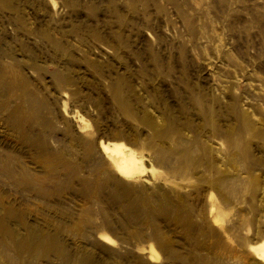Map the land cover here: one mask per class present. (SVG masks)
Returning <instances> with one entry per match:
<instances>
[{"label": "rangeland", "instance_id": "1", "mask_svg": "<svg viewBox=\"0 0 264 264\" xmlns=\"http://www.w3.org/2000/svg\"><path fill=\"white\" fill-rule=\"evenodd\" d=\"M261 240L264 0H0V264H264Z\"/></svg>", "mask_w": 264, "mask_h": 264}, {"label": "bare ground", "instance_id": "2", "mask_svg": "<svg viewBox=\"0 0 264 264\" xmlns=\"http://www.w3.org/2000/svg\"><path fill=\"white\" fill-rule=\"evenodd\" d=\"M100 147L103 153L113 161L115 170L123 176H132L141 169L143 170L141 158H139L136 152L130 148L127 144L118 142H102L100 141ZM108 239V237H107ZM256 251L257 256L264 258V240L259 241L252 246Z\"/></svg>", "mask_w": 264, "mask_h": 264}]
</instances>
